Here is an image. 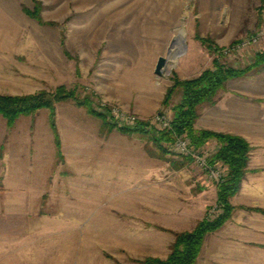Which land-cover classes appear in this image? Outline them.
<instances>
[{
  "label": "rangeland",
  "instance_id": "obj_1",
  "mask_svg": "<svg viewBox=\"0 0 264 264\" xmlns=\"http://www.w3.org/2000/svg\"><path fill=\"white\" fill-rule=\"evenodd\" d=\"M257 34V43L221 53ZM263 51V0H0V93H54L64 86L76 97L54 104L60 156L50 110L20 116L26 121L21 127L38 120V134L51 138V181L36 200L20 202L0 192V264L166 259L177 233L220 217L218 183L172 149L175 136L186 134L174 133L159 148L119 128L141 121L159 136L171 129L181 100L177 87L166 101L176 80L199 77L215 58L243 68ZM161 56L167 62L158 76ZM224 97L259 109L254 141L203 127L209 107ZM215 100L200 105L195 128L240 136L251 149L240 188L230 198L231 218L207 234L219 232L221 250L200 261L264 264V68L228 80ZM216 143L210 139L200 148L208 160ZM210 164L229 175L226 163Z\"/></svg>",
  "mask_w": 264,
  "mask_h": 264
},
{
  "label": "trees",
  "instance_id": "obj_2",
  "mask_svg": "<svg viewBox=\"0 0 264 264\" xmlns=\"http://www.w3.org/2000/svg\"><path fill=\"white\" fill-rule=\"evenodd\" d=\"M212 52H215L213 49ZM264 68V51L255 54L251 63L245 67L228 66L219 58L213 60V68L206 69L199 77L176 80L175 85L167 93L166 101L170 99L177 87L181 89V100L174 105V119L170 130L155 135L145 122H138L134 126H122L119 130L129 135L140 137L159 144L171 141L174 133L186 134L194 147L201 148L210 139H216L218 149L210 163L224 162L229 166V175L218 183V203L223 213L215 220H201L191 231L177 233L171 252L166 259L147 258L140 264H195L208 233L221 228L233 213L230 198L238 192L241 180L246 172L250 146L247 141L237 135L216 132L209 129H196L194 124L199 117V107L205 102L215 104V96L226 87L230 79L241 78L252 72ZM65 98H76L74 92L67 91L64 86L58 87L56 92L45 91L26 95H3L0 93V114L7 120L9 128L13 127L22 115H32L40 108L50 110L49 124L54 134L57 153L61 155V139L56 123L55 102ZM93 112L92 110H90ZM104 117V114H100ZM110 126V125H109Z\"/></svg>",
  "mask_w": 264,
  "mask_h": 264
},
{
  "label": "crops",
  "instance_id": "obj_3",
  "mask_svg": "<svg viewBox=\"0 0 264 264\" xmlns=\"http://www.w3.org/2000/svg\"><path fill=\"white\" fill-rule=\"evenodd\" d=\"M258 111L259 109L253 103H244L239 98L235 100L224 97L216 106L209 107L203 127L243 135L248 134L250 140L254 141L255 133L251 132V129L259 127ZM22 118L20 117L11 128L8 127L7 120L0 119V192L12 193L18 201L26 202L38 199L46 191V186L51 181L52 141L50 137L45 141L38 134V120H30L26 128L25 126L21 127L22 122L23 125L26 124ZM49 128L51 131L50 125ZM246 129L248 130L246 131ZM53 142H55L54 138ZM216 146L218 148V144ZM26 206L28 207V205ZM218 233L207 235L196 264H203L200 261L203 254L209 258L211 255L219 253L222 242L217 241ZM208 239H211V242L208 243Z\"/></svg>",
  "mask_w": 264,
  "mask_h": 264
},
{
  "label": "built area",
  "instance_id": "obj_4",
  "mask_svg": "<svg viewBox=\"0 0 264 264\" xmlns=\"http://www.w3.org/2000/svg\"><path fill=\"white\" fill-rule=\"evenodd\" d=\"M259 35H255L254 37L248 38L246 40H241L232 45L229 49H221L222 54H232L236 51L245 49L249 45H252L254 43L258 42ZM158 121H160L166 128H170L171 123L168 121L166 117L163 115H158L156 117ZM131 120L134 122V117L131 118ZM172 149L179 154L188 156L194 160V162L199 166L200 169L203 171H206L211 179H214L217 183H219L224 177H226V174L224 171L221 170V167H216L210 164L207 156H205L204 151L200 148H196L193 146L191 140L187 136H175V138L172 141Z\"/></svg>",
  "mask_w": 264,
  "mask_h": 264
},
{
  "label": "water",
  "instance_id": "obj_5",
  "mask_svg": "<svg viewBox=\"0 0 264 264\" xmlns=\"http://www.w3.org/2000/svg\"><path fill=\"white\" fill-rule=\"evenodd\" d=\"M166 62H167V59L165 57L161 56L158 58L155 71H154L156 75L158 76L162 75Z\"/></svg>",
  "mask_w": 264,
  "mask_h": 264
},
{
  "label": "bare ground",
  "instance_id": "obj_6",
  "mask_svg": "<svg viewBox=\"0 0 264 264\" xmlns=\"http://www.w3.org/2000/svg\"><path fill=\"white\" fill-rule=\"evenodd\" d=\"M185 35V31L183 29L180 30V38L183 37ZM177 51H178V48L177 47H174L172 50H171V53L173 54V58H177Z\"/></svg>",
  "mask_w": 264,
  "mask_h": 264
}]
</instances>
